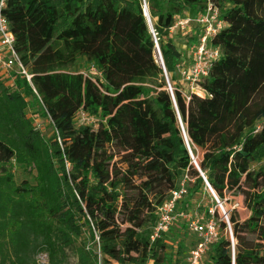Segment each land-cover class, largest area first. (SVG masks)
<instances>
[{
	"label": "trees",
	"instance_id": "obj_1",
	"mask_svg": "<svg viewBox=\"0 0 264 264\" xmlns=\"http://www.w3.org/2000/svg\"><path fill=\"white\" fill-rule=\"evenodd\" d=\"M207 1L146 0L168 74L182 57L170 28ZM210 1L226 22L211 39L221 57L193 92L172 79L173 98L143 0H6L31 79L15 68L11 86L0 77V264H160L167 234L178 264L200 240L188 220L151 235L185 174L177 212H196L206 180L250 212L207 211L218 237L201 264H264V0ZM79 58L97 71L72 70ZM32 103L51 136L27 115Z\"/></svg>",
	"mask_w": 264,
	"mask_h": 264
},
{
	"label": "built area",
	"instance_id": "obj_2",
	"mask_svg": "<svg viewBox=\"0 0 264 264\" xmlns=\"http://www.w3.org/2000/svg\"><path fill=\"white\" fill-rule=\"evenodd\" d=\"M144 6L147 5L146 0H143ZM6 0H0V72L10 75L12 70L18 69L20 73L27 76L28 80L31 79V75L20 61V57L15 48V35L10 28L8 18L2 13L1 9L5 6ZM226 22L221 16L220 9L212 1L208 0L206 8L203 12L196 16L185 15L177 17L170 31L173 32L176 28H180L184 31H194V26H197V46L194 51L191 63L189 65L185 63H179L177 69L181 71V80L186 83L185 90L195 91L198 87V81L208 76L211 66L221 57V50L215 47L211 43V39L219 31H221ZM155 42L158 43L157 34L155 30L152 32ZM92 70L97 71L95 66L91 67ZM166 79L168 84V90L174 96L175 87L170 81L168 72H166ZM183 89V88H182ZM82 121L88 123L92 122V118L82 112L79 115ZM193 161L196 165L198 162L192 155ZM190 180L188 174L182 178L180 185L177 189L171 191L170 196L158 207V218L151 235L153 241L164 237L170 230L174 221L179 216L186 214V219L189 222L190 229L196 232L200 236V240L194 249L191 250L188 258V264H201L204 253L208 246L214 242L218 237L217 224L214 217L209 219L199 218L197 213L187 214L186 212H177L178 201L187 193V181ZM206 188H208L214 195L219 206L223 211V218L227 219L228 215L223 207V202L213 192L212 187L206 182ZM214 213V210L211 209ZM231 239L234 241L233 234L231 232Z\"/></svg>",
	"mask_w": 264,
	"mask_h": 264
},
{
	"label": "rangeland",
	"instance_id": "obj_3",
	"mask_svg": "<svg viewBox=\"0 0 264 264\" xmlns=\"http://www.w3.org/2000/svg\"><path fill=\"white\" fill-rule=\"evenodd\" d=\"M197 34H198L197 30L195 32H190V31L181 30L180 28H176L173 32H171L172 39L176 43L177 48L182 53V57L180 58L179 63L186 64L192 58L193 52L195 51L196 46H197ZM91 67L92 66L86 62L85 58H79L77 61V64L72 68V70L74 71L75 70L77 71L87 70L89 72L95 73L96 71L92 70ZM168 76L171 82L173 79V82H176V84H178V79L181 76V71L179 69H175L173 73L171 75L168 74ZM0 77L5 82L6 85H9V86L12 85L11 83L12 81L9 75L3 74L2 72H0ZM182 88L184 90L186 89V87H182ZM27 115L35 122L36 125L40 127L41 131L44 132V134H46L47 136L52 135L53 128H52L50 120L48 118L40 117L41 115L40 108L35 103L30 104V106L27 109ZM259 165H260L259 163H256L253 165V167H259ZM221 201L223 202V207L225 211L227 212L228 217L230 216V212L235 208L236 210H238L241 219L248 217L250 214V212L246 209L243 203L242 197H237L235 200L225 199ZM215 202H216V206H215ZM191 204H194L193 206H197L195 213H197V216L199 218L205 219L207 217V214H206L207 211L211 209L215 210V208H218L219 213L222 217L224 215L222 209L219 206H217V201L215 200L213 193L208 188L196 194L194 198L192 199ZM191 204L188 205L187 203H184L182 207L189 208L191 207ZM177 219L186 221V214L184 216L180 215L179 218ZM224 219L227 220L225 217ZM191 238L192 240L195 239V237H190L186 240V242H189ZM229 238L231 239V232H229ZM90 246L94 247L95 245H92L91 243ZM191 247H193V245ZM187 249L189 248L187 247ZM187 249L185 251L183 249L182 251L183 254L180 255L181 259L178 261V264H188V258L193 248L190 250V252ZM157 250H159V254L162 259V262L160 264H173L172 257L176 255V250H175V245H174L172 236L170 237L167 234L164 240H161V242L157 245ZM40 264H48L47 258L45 255H42L40 257ZM69 264H77V259L74 255L71 256Z\"/></svg>",
	"mask_w": 264,
	"mask_h": 264
},
{
	"label": "water",
	"instance_id": "obj_4",
	"mask_svg": "<svg viewBox=\"0 0 264 264\" xmlns=\"http://www.w3.org/2000/svg\"><path fill=\"white\" fill-rule=\"evenodd\" d=\"M144 12H145V15H146V17H147V19H148V22H149L150 26H151V32H153V31H154V28H153V25H152V21H151L150 15H149V11H148V7H147V5L144 6ZM155 49H156V51H155L156 61H157L158 63L160 62V65H161V67H162L163 70H164V76H165V78H166V72H167V70H166V67H165V64H164V60H163V57H162V53H161V49H160L159 43H156V45H155ZM166 81H167V79H166ZM173 98H174V96H173ZM183 132H184V136H185V139H186L187 145H188V147H189V149H190L189 140H188V137H187V135H186V132H185L184 128H183ZM190 151H191V149H190ZM191 154L193 155L192 151H191ZM197 167H198V169H199V166H198V165H197ZM199 170H200V169H199ZM202 175L204 176L203 173H202ZM205 180H206V177H205ZM206 182L209 183L207 180H206ZM212 190H213V189H212ZM213 192H214V191H213ZM227 220H229L228 217H227ZM231 232H232V231H231Z\"/></svg>",
	"mask_w": 264,
	"mask_h": 264
},
{
	"label": "crops",
	"instance_id": "obj_5",
	"mask_svg": "<svg viewBox=\"0 0 264 264\" xmlns=\"http://www.w3.org/2000/svg\"><path fill=\"white\" fill-rule=\"evenodd\" d=\"M193 54H194V52H193ZM192 57H193V55H192ZM191 60H192V58L186 64L189 65L191 63ZM174 83L176 84V82H174ZM176 86H178L179 88L187 86L186 83L181 80V76L179 77L178 84H176Z\"/></svg>",
	"mask_w": 264,
	"mask_h": 264
}]
</instances>
